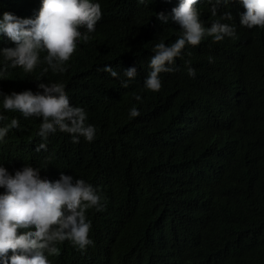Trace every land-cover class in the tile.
<instances>
[{
  "label": "trees",
  "instance_id": "obj_1",
  "mask_svg": "<svg viewBox=\"0 0 264 264\" xmlns=\"http://www.w3.org/2000/svg\"><path fill=\"white\" fill-rule=\"evenodd\" d=\"M178 2L100 0L96 31L78 45L66 72L41 64L31 73L10 68L0 79L4 93L63 82L71 103L97 127L92 142L57 132L47 151L37 152L40 121L20 116L21 127L0 142V161L10 171L29 163L52 180L63 171L104 197L103 211L88 210L94 244L81 252L66 240L52 264H264V29L238 26L235 37L186 46L178 71L160 74L158 92L145 90L153 45L179 35L178 24H162L156 13H170ZM39 7L40 0H0V14L33 17ZM197 7L206 26L219 18L207 0ZM225 10L238 25L237 8ZM4 46H12L6 36ZM106 64L136 66L138 76L124 88L97 70ZM134 105L140 114L130 117Z\"/></svg>",
  "mask_w": 264,
  "mask_h": 264
},
{
  "label": "clouds",
  "instance_id": "obj_2",
  "mask_svg": "<svg viewBox=\"0 0 264 264\" xmlns=\"http://www.w3.org/2000/svg\"><path fill=\"white\" fill-rule=\"evenodd\" d=\"M138 2L149 4V0ZM198 2L179 0L170 13H156L162 24L170 20L178 24L179 35L171 43L161 39L153 45L154 54L143 78L145 90L158 92L163 86L160 74L178 71L176 58L183 55L186 46L199 45L206 37L217 42L235 37L238 26L264 29V0H207L211 15L219 17L210 26L201 19ZM222 7L237 8L238 25L228 22L234 20V14L231 10L221 13ZM102 15L100 0H40L33 17L4 11L0 14V38L6 36L12 46L0 47V79L10 68L31 73L41 64L45 65L44 71L66 72L72 54L82 41L92 38ZM185 64L188 75L195 77L197 70L191 61L186 60ZM97 70L118 78L124 88L138 76L136 66L121 71L106 64ZM37 88L42 91H0V142L10 130L21 127L20 116L40 121L36 136L41 143L35 148L37 152L47 151L49 137L57 132L68 133L74 143L81 138L88 142L96 139L97 127L88 122V111L71 103L63 82L40 80ZM135 99L142 101L143 97L137 93ZM9 113L19 116L9 119ZM139 114V107L130 108V117ZM41 168L25 163L10 171L0 161V264H52L50 256L58 253V246L66 240L81 252L94 244L89 235L92 221L88 210L103 211L106 207L98 187L63 171L55 180L41 178Z\"/></svg>",
  "mask_w": 264,
  "mask_h": 264
}]
</instances>
